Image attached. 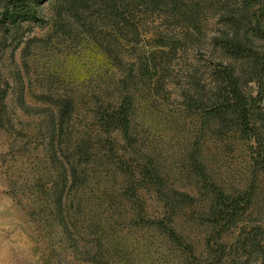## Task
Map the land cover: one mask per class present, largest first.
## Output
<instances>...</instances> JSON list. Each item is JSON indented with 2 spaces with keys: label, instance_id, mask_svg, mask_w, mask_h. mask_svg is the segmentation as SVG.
<instances>
[{
  "label": "rangeland",
  "instance_id": "obj_1",
  "mask_svg": "<svg viewBox=\"0 0 264 264\" xmlns=\"http://www.w3.org/2000/svg\"><path fill=\"white\" fill-rule=\"evenodd\" d=\"M60 2L38 4L37 16L10 32L0 25V264H93L101 253L111 264H188L175 247L136 228L134 204L106 182L103 168L88 192L59 205L56 159L94 130L97 103L120 101L123 81L131 85L135 110L129 150L157 165L165 193L189 194L178 230L205 256L209 241L218 247L207 186L244 189L252 172L250 153L231 151L202 129L183 100L194 78L209 87L210 68L220 56L214 41L228 28L223 6L200 2L194 26L169 6L148 8L138 0H124L112 11L117 0H83L78 16L64 17L58 16ZM163 51L169 54L161 79L148 83L138 69L147 57H165ZM67 100L71 116L57 129L58 105ZM256 184L245 215L223 232L231 250L226 264H264V174ZM159 201L142 195L148 215L161 211ZM254 227L263 230L259 247L246 243Z\"/></svg>",
  "mask_w": 264,
  "mask_h": 264
},
{
  "label": "trees",
  "instance_id": "obj_2",
  "mask_svg": "<svg viewBox=\"0 0 264 264\" xmlns=\"http://www.w3.org/2000/svg\"><path fill=\"white\" fill-rule=\"evenodd\" d=\"M44 1L6 0L0 11V25L7 32L12 31L21 21L35 18L36 6ZM117 1L111 6V11L121 8L124 3V0ZM138 1L148 8L169 6L173 16L182 17L196 26L203 0H198L199 3L189 0ZM207 1L223 6L224 22L228 28L214 41L220 56L218 63L210 68L209 87L201 80H192L190 93L184 95L183 99L186 111L198 118L202 129H210L216 140L227 142L231 151L245 148L250 153L252 164V172L244 189L228 192L216 184L206 185L212 194L208 220L218 247L209 241L205 256L197 255L194 245L178 230V218L184 210L183 206L190 202L189 194L175 191L172 195L165 193V183L157 165L150 157L134 158L129 150L135 144V110L129 96L131 85L126 81L121 84L118 103H97L91 119L94 130H88L80 137L73 149V146H68V154L62 148L64 158L56 159L61 165V180L55 191L61 208L65 205L64 200L69 203L79 193L88 192L91 183L101 178L103 168L107 170L106 182L118 186L120 196L134 204L131 220L136 228L158 236L167 246L175 247L188 264H226L231 250L223 240V232L238 224L245 215L253 201L257 178L264 174V0ZM59 2V17L67 14L78 16V9L84 4L83 0ZM175 47L172 45L173 51ZM163 54L165 57L159 54L147 57L139 67L142 78L148 83L160 81L163 60H168L169 53L163 51ZM58 108L55 125L57 129H64L72 113L71 102L64 101ZM194 169L198 174L203 172L196 164ZM145 193L155 194L159 198L161 211L157 215H148L141 202ZM249 236L246 243L251 241L255 247H259L263 230L254 227ZM100 255L93 264H111L104 263L109 260L106 259L107 255Z\"/></svg>",
  "mask_w": 264,
  "mask_h": 264
}]
</instances>
